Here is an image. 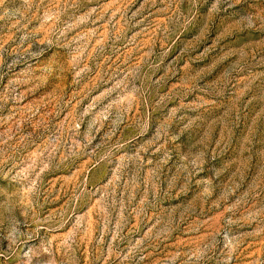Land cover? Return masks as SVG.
I'll use <instances>...</instances> for the list:
<instances>
[{
    "label": "rangeland",
    "instance_id": "1",
    "mask_svg": "<svg viewBox=\"0 0 264 264\" xmlns=\"http://www.w3.org/2000/svg\"><path fill=\"white\" fill-rule=\"evenodd\" d=\"M0 264H264V0H0Z\"/></svg>",
    "mask_w": 264,
    "mask_h": 264
}]
</instances>
